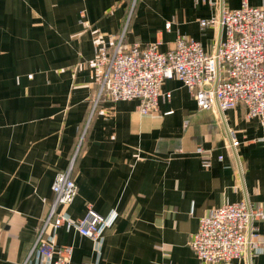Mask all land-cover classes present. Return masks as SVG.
I'll return each instance as SVG.
<instances>
[{
  "label": "crops",
  "instance_id": "0c3cea01",
  "mask_svg": "<svg viewBox=\"0 0 264 264\" xmlns=\"http://www.w3.org/2000/svg\"><path fill=\"white\" fill-rule=\"evenodd\" d=\"M241 3L0 0V264L27 259L52 184L75 156L78 194L61 210L72 220L90 208L113 217L97 254L90 239L58 230L54 244L72 247L70 264H199L189 239L202 217L227 202L264 211V125L245 107L201 110L177 79L164 82L171 98L146 115L137 101L95 103L88 65L122 35L124 49L159 43L167 52L184 38L215 53L222 27L201 21H220ZM252 226L263 253L248 246L233 264H264V224Z\"/></svg>",
  "mask_w": 264,
  "mask_h": 264
},
{
  "label": "built area",
  "instance_id": "2783aa9c",
  "mask_svg": "<svg viewBox=\"0 0 264 264\" xmlns=\"http://www.w3.org/2000/svg\"><path fill=\"white\" fill-rule=\"evenodd\" d=\"M217 24L222 26L223 36L218 51L211 54L194 39L184 38L167 52L160 51L159 43H135L124 49V35L112 52L98 50L88 61L97 74L95 103L102 98L113 103L137 101L139 112L146 115L158 109L161 99L171 98L170 93L162 92L164 82L177 79L201 110L225 112L243 106L249 118L264 125V6L254 7L242 0L240 8L223 10L220 21H201L203 28ZM230 138L235 146V138ZM196 152L203 154V149ZM76 157L52 184L53 201L23 264H70L72 247L58 250L54 244L58 230L64 227L90 239L95 253L99 252L113 214L103 216L90 208L85 218L72 220L61 210L78 194L73 178ZM254 220L264 224V211L252 209L244 201L227 202L202 217L189 239L198 263L233 264L245 257L248 246L255 254H262L261 243L252 239Z\"/></svg>",
  "mask_w": 264,
  "mask_h": 264
},
{
  "label": "water",
  "instance_id": "95a60500",
  "mask_svg": "<svg viewBox=\"0 0 264 264\" xmlns=\"http://www.w3.org/2000/svg\"><path fill=\"white\" fill-rule=\"evenodd\" d=\"M222 27V26H221ZM232 148L235 149V146L232 144Z\"/></svg>",
  "mask_w": 264,
  "mask_h": 264
},
{
  "label": "rangeland",
  "instance_id": "374dc122",
  "mask_svg": "<svg viewBox=\"0 0 264 264\" xmlns=\"http://www.w3.org/2000/svg\"><path fill=\"white\" fill-rule=\"evenodd\" d=\"M32 77H33L32 75L28 76V78H32Z\"/></svg>",
  "mask_w": 264,
  "mask_h": 264
}]
</instances>
